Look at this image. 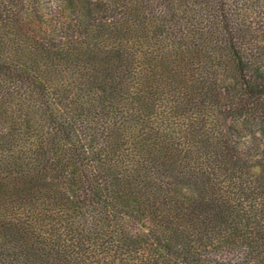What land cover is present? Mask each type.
<instances>
[{
	"label": "trees",
	"instance_id": "obj_1",
	"mask_svg": "<svg viewBox=\"0 0 264 264\" xmlns=\"http://www.w3.org/2000/svg\"><path fill=\"white\" fill-rule=\"evenodd\" d=\"M0 264H264V0H0Z\"/></svg>",
	"mask_w": 264,
	"mask_h": 264
}]
</instances>
